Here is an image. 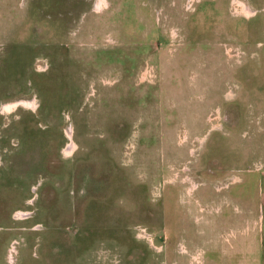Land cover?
<instances>
[{
  "label": "rangeland",
  "instance_id": "rangeland-1",
  "mask_svg": "<svg viewBox=\"0 0 264 264\" xmlns=\"http://www.w3.org/2000/svg\"><path fill=\"white\" fill-rule=\"evenodd\" d=\"M263 223L264 0H0V264H222Z\"/></svg>",
  "mask_w": 264,
  "mask_h": 264
},
{
  "label": "crops",
  "instance_id": "crops-1",
  "mask_svg": "<svg viewBox=\"0 0 264 264\" xmlns=\"http://www.w3.org/2000/svg\"><path fill=\"white\" fill-rule=\"evenodd\" d=\"M237 242L242 244L240 250L242 256L226 254L223 258L226 261L222 264H264V223L258 231L251 234L249 239L245 240L243 236L242 240L239 238ZM260 253L263 254L262 258Z\"/></svg>",
  "mask_w": 264,
  "mask_h": 264
},
{
  "label": "bare ground",
  "instance_id": "bare-ground-1",
  "mask_svg": "<svg viewBox=\"0 0 264 264\" xmlns=\"http://www.w3.org/2000/svg\"><path fill=\"white\" fill-rule=\"evenodd\" d=\"M32 103H33V101H32V102H26L25 104H28V105H34V104H32ZM34 103H35V102H34ZM8 106H9V105H8ZM69 146H70V144H69ZM71 148H73V146H72ZM67 151L71 153V149L67 148ZM67 151H66V152H67ZM67 154H68V153H67Z\"/></svg>",
  "mask_w": 264,
  "mask_h": 264
},
{
  "label": "flooded vegetation",
  "instance_id": "flooded-vegetation-1",
  "mask_svg": "<svg viewBox=\"0 0 264 264\" xmlns=\"http://www.w3.org/2000/svg\"><path fill=\"white\" fill-rule=\"evenodd\" d=\"M26 102H29V101H25L24 103H26ZM34 106V105H33ZM72 145H73V149H71V153L73 152V150L75 149V146H76V144H75V142H72Z\"/></svg>",
  "mask_w": 264,
  "mask_h": 264
}]
</instances>
